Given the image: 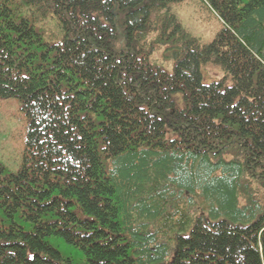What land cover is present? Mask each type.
Instances as JSON below:
<instances>
[{
	"label": "trees",
	"instance_id": "trees-1",
	"mask_svg": "<svg viewBox=\"0 0 264 264\" xmlns=\"http://www.w3.org/2000/svg\"><path fill=\"white\" fill-rule=\"evenodd\" d=\"M169 1L0 0V264H264V0L207 44Z\"/></svg>",
	"mask_w": 264,
	"mask_h": 264
},
{
	"label": "rangeland",
	"instance_id": "rangeland-1",
	"mask_svg": "<svg viewBox=\"0 0 264 264\" xmlns=\"http://www.w3.org/2000/svg\"><path fill=\"white\" fill-rule=\"evenodd\" d=\"M168 7L169 11L178 18L182 27L204 44L210 43L222 28V22L217 14L203 0L169 1ZM163 50L156 48L152 61L172 71V62L163 58ZM205 71L214 79H220L223 75L217 67L212 65H209ZM205 82L208 83L209 80L205 79ZM27 129V120L19 100L0 99V163L9 171L17 172L20 168Z\"/></svg>",
	"mask_w": 264,
	"mask_h": 264
}]
</instances>
